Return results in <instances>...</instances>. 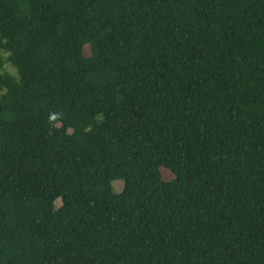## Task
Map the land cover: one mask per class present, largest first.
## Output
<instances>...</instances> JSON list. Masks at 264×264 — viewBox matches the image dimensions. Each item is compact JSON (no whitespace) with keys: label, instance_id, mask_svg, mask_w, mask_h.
Segmentation results:
<instances>
[{"label":"trees","instance_id":"trees-1","mask_svg":"<svg viewBox=\"0 0 264 264\" xmlns=\"http://www.w3.org/2000/svg\"><path fill=\"white\" fill-rule=\"evenodd\" d=\"M0 264H264V0H0Z\"/></svg>","mask_w":264,"mask_h":264},{"label":"rangeland","instance_id":"rangeland-1","mask_svg":"<svg viewBox=\"0 0 264 264\" xmlns=\"http://www.w3.org/2000/svg\"><path fill=\"white\" fill-rule=\"evenodd\" d=\"M162 176H163V178H165V179H170V178L173 177V174H172L170 171L163 169V170H162ZM111 185H112V190H113L114 192H118V191L121 190L123 183H122V180H120V179H114V180L111 182ZM55 204H56V206L59 205V204H60V200H57V201L55 202Z\"/></svg>","mask_w":264,"mask_h":264}]
</instances>
